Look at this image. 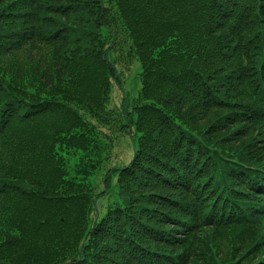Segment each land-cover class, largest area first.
Returning <instances> with one entry per match:
<instances>
[{
    "label": "trees",
    "instance_id": "1",
    "mask_svg": "<svg viewBox=\"0 0 264 264\" xmlns=\"http://www.w3.org/2000/svg\"><path fill=\"white\" fill-rule=\"evenodd\" d=\"M0 264H264V0H0Z\"/></svg>",
    "mask_w": 264,
    "mask_h": 264
},
{
    "label": "rangeland",
    "instance_id": "2",
    "mask_svg": "<svg viewBox=\"0 0 264 264\" xmlns=\"http://www.w3.org/2000/svg\"><path fill=\"white\" fill-rule=\"evenodd\" d=\"M126 47V46H125ZM115 56V54H113ZM118 71L120 75L121 84L118 85L114 81L111 102L109 107L121 113L125 97H128L131 103L134 98L138 96L140 83V73H141V63L136 58L130 64H125L124 62L118 63ZM126 94V95H125ZM120 118V117H119ZM126 119V118H125ZM108 134H110L114 139L113 149L110 152V159L104 164L102 169L92 178L93 185L95 187V193L98 194L102 190L106 192L101 194L95 205L94 212L100 216L104 215L109 206H115L117 204H122V200L118 194L117 178H113L109 181L108 186L105 184V175L108 173L109 168H113L116 165H123L128 163L133 157V140L132 135L137 138L136 132L133 129L132 135L129 132L119 131V128L115 126L113 129L103 128ZM116 130V131H115ZM237 233H228L225 237L221 239L222 243L228 245V241L231 236ZM224 246V247H225Z\"/></svg>",
    "mask_w": 264,
    "mask_h": 264
}]
</instances>
